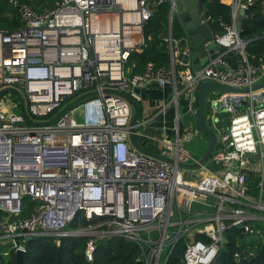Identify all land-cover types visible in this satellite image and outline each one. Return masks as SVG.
Returning a JSON list of instances; mask_svg holds the SVG:
<instances>
[{"label": "built area", "instance_id": "built-area-1", "mask_svg": "<svg viewBox=\"0 0 264 264\" xmlns=\"http://www.w3.org/2000/svg\"><path fill=\"white\" fill-rule=\"evenodd\" d=\"M8 1L20 24L0 27V89L16 87L32 121L50 119L83 92L98 93L49 123H24L16 93L0 94V209L5 212L0 251L24 250L27 234L55 241L82 236L91 260L98 239L121 236L138 246L143 264H166L182 243L185 264H210L230 227L238 231L239 246L264 238L263 86L212 97L210 117L227 113V130L219 128L204 164L186 167L179 157L181 94L194 98L206 79L243 87L264 78V51L250 59L236 23L237 7L252 0H231L232 21L220 19L224 31L214 34L223 48L198 68L175 63L170 19L177 6L169 0L164 39L170 63L148 60L139 72L129 55L146 44L144 24L161 0H54L43 9ZM230 49L238 55L233 66L224 55ZM145 85H169L174 91L173 128L163 126L161 135L136 134L171 160L134 147L132 106L122 95L103 91L115 88L140 101L136 89ZM170 104L164 102L160 110ZM249 172L256 174L253 190ZM25 196L31 205L20 216ZM80 215L94 220L71 225ZM233 256L239 264V248Z\"/></svg>", "mask_w": 264, "mask_h": 264}, {"label": "trees", "instance_id": "trees-1", "mask_svg": "<svg viewBox=\"0 0 264 264\" xmlns=\"http://www.w3.org/2000/svg\"><path fill=\"white\" fill-rule=\"evenodd\" d=\"M21 1H25L37 9L51 7L54 2V0ZM242 2H246V0ZM199 5L213 34H221L224 31L220 19L231 23L232 7L229 3L221 0H199ZM169 7V0L157 2L152 15L145 22L146 44L131 52L128 59L129 62H135L133 66L135 72L141 71L148 60H154L157 64L165 66L169 65L170 56L167 42L164 39L168 27ZM19 24L17 9L8 0H0V27L12 29ZM171 33L173 37L178 38H184L186 35L177 13H174L172 17ZM239 36L246 40L244 49L250 59H256L264 51V0H252L245 6V12L239 23ZM180 65L177 64V66ZM194 103L197 106L196 91ZM138 138L143 139L144 137ZM147 148L155 150L151 144ZM248 182L252 190L255 189L256 174L254 172L248 173ZM28 209V204L23 203V209L19 215H25ZM4 216L5 212L0 209V219ZM77 219L71 225L85 224L94 220L85 219L82 215ZM226 233L227 240L210 264H237L233 256V252L237 248L240 249L239 264H264V238L250 240L239 246L237 229L230 227ZM24 244L21 264H143L139 259L138 246L133 241L121 236L98 239L91 260H88L84 254L85 238L82 236H62L59 241H55L52 236L35 235ZM0 264H19L16 261L13 248H10L7 254L0 251ZM166 264H185L181 260L179 249L170 254Z\"/></svg>", "mask_w": 264, "mask_h": 264}, {"label": "water", "instance_id": "water-1", "mask_svg": "<svg viewBox=\"0 0 264 264\" xmlns=\"http://www.w3.org/2000/svg\"><path fill=\"white\" fill-rule=\"evenodd\" d=\"M186 7L185 11L178 13V16L184 26L185 36L181 38L184 41V46L179 42L173 46L174 55L176 59L182 63H188L192 65L193 68H198L203 65L210 57H214L217 52L221 51L223 48L222 42L215 39V35L212 33L204 14L201 11L199 0H182ZM171 14L172 13V9ZM245 12V8L241 7L237 11L236 23L241 22L242 16ZM172 19H170V26ZM264 86V78L251 86L236 87L217 80L206 79L201 81L196 89L197 95V107H196V121L200 129L208 135V142L202 151V153L193 158L191 161L181 162L182 165L186 167H197L200 164H204L209 157L212 149L217 144L218 134L217 131L209 127L206 122V100L208 95L214 90L223 91H247L253 88H259ZM6 90H12L16 93L19 100L20 113L23 117L24 123H49L58 118L67 109L71 108L73 105L83 101L85 98L90 97L98 93L97 90H90L83 92L67 103H65L53 117L44 121H32L28 114L26 113L24 100L20 91L14 86H5L0 89V94ZM106 92H116L123 97H125L130 105L132 106V113L129 120V140L134 145V147L144 153L157 156L160 158H165L171 160V158L162 155L158 152L148 149L144 146L146 142V137L139 139L137 137V132L145 133L144 124H146V116L142 115V104L135 97L125 92H122L115 88H103ZM227 130V127H224ZM240 235H242L243 227H238ZM32 236L27 234L24 236V241H28ZM185 244L182 243L180 248V256L183 258ZM24 253L23 249H16V261L21 264L22 255Z\"/></svg>", "mask_w": 264, "mask_h": 264}, {"label": "rangeland", "instance_id": "rangeland-1", "mask_svg": "<svg viewBox=\"0 0 264 264\" xmlns=\"http://www.w3.org/2000/svg\"><path fill=\"white\" fill-rule=\"evenodd\" d=\"M176 6H177V12L176 13H178V11H179L178 0H176ZM46 7H48V6H46ZM185 9H186L185 6H182V5L180 6V11L183 12V11H185ZM165 35H167V31H166ZM173 42H174V45L179 42L182 46H184V41L181 38L173 37ZM263 89H264V86H263ZM156 90H158L160 93L166 94L164 101H166V100L172 101V105H169L168 108L160 114V117L165 116V114L167 112H169L171 109H172V111H174L175 101H174L173 89H167L165 87H157V86H151L150 85L145 89V92L141 95L140 103L142 104V115H143L144 109L147 108V106H146V100L147 99L146 98L152 96V94ZM222 92H223V90H214L207 97L208 102L206 103V122L209 125V127L215 131H218L219 128L213 123V121L210 117V112H209L210 102H209V100L212 97H214V96H216ZM182 97H183V94H181L178 98V100H179L178 116L180 118L179 125H180V127L182 126V128H184L183 129L184 132L179 134V146L181 149L179 157H180V160L182 162H186V161H191L192 157L193 158L198 157L202 153V151L204 150V148L208 142V135L206 133H204L197 124V121H196V107L197 106L194 103L193 96H189V98L187 99V102L185 104L186 108L190 107V109L192 110L191 112L188 109H187L188 111H184V108H183L184 103L182 102L183 101ZM75 115H76V118L78 120L81 119V115H77V111L75 112ZM168 120H172L173 122H175L174 115L172 118L168 116L167 121ZM173 122H172V124H173ZM224 122H226V121H224ZM157 133L160 134V130ZM148 141L149 140H147L145 143H148ZM145 146L148 147L147 144H145ZM23 202H24V204H28V206L31 205L30 197L25 196L23 198Z\"/></svg>", "mask_w": 264, "mask_h": 264}, {"label": "crops", "instance_id": "crops-1", "mask_svg": "<svg viewBox=\"0 0 264 264\" xmlns=\"http://www.w3.org/2000/svg\"><path fill=\"white\" fill-rule=\"evenodd\" d=\"M221 1H223V2H225V3H229V4H230V2H231V0H221ZM242 1H243V0H242ZM178 2H179V11H178V13H181L182 11H180V6H181V5H182V6H185V5H184V2H183L182 0H178ZM241 7H242V5L240 4V5L237 7V9H239V8H241ZM178 13H177V14H178ZM167 33H168V27H167ZM224 55H225V58L228 60V62H229L230 65L233 66V65L236 64L238 55H237V52H236L235 50L230 49V50H228V51H225ZM175 63H176V65H177V64H179V65L181 64V62L178 61V60L176 59V57H175ZM191 66H192V65H191ZM148 86H150V85L141 86V87H138V88L136 89L137 93H138L139 96H140V100H141V95L145 92V89H146ZM151 86L165 87V88H167V89H171V87H170L169 85H164V86L151 85ZM165 96H166L165 93H160L158 90H156V91L152 94V96L146 98V99H147V100H146V106H147V108L144 109V111H143V116H146V117H147V116H150V118H149V119H150L149 122H146V128H147L146 132H147V133L156 134V135H161V133H162V127H163V126H165V127L168 129V131H170L171 127L173 128V126H174V124H175V122H173L172 120H168V121H167L168 116L171 117V118L173 117V115H174V113H175V107H174V111H172V109H171L169 112H167V113L165 114V116H163V117L161 116V117H160V114L162 113V111L160 110L162 104H163L164 102H165V103L168 102V100L164 101ZM187 99H188V96L185 95V94H183V97H182V100H183V101H182V102L184 103V104H183L184 111H188L187 108H186V106H185V104H186V102H187ZM178 102H179V100H178ZM170 105H172V104H170ZM167 108H168V106L165 108V110H166ZM165 110H164V111H165ZM164 111H163V112H164ZM215 116H216V117L211 118L212 121H213V123H214L218 128H221V127L224 128V127L227 125V123H228V115H227V113H225V112H218V113H216ZM179 120H180V118H179ZM224 121H226V122H224ZM172 122H173V124H172ZM183 129H184V128H182V126L180 127V125H179V134L184 132ZM159 130H160V134L157 133ZM137 137H143V136H142V135H137ZM145 144H147L148 147L150 146V144L153 145V143H151L150 141H148V143H144V146H145ZM145 147H147V146H145ZM154 148H155V150L152 149L153 151H156V150L159 149L158 147H157V148L154 147Z\"/></svg>", "mask_w": 264, "mask_h": 264}, {"label": "flooded vegetation", "instance_id": "flooded-vegetation-1", "mask_svg": "<svg viewBox=\"0 0 264 264\" xmlns=\"http://www.w3.org/2000/svg\"><path fill=\"white\" fill-rule=\"evenodd\" d=\"M147 130V128H146V124H144V131H146Z\"/></svg>", "mask_w": 264, "mask_h": 264}, {"label": "bare ground", "instance_id": "bare-ground-1", "mask_svg": "<svg viewBox=\"0 0 264 264\" xmlns=\"http://www.w3.org/2000/svg\"><path fill=\"white\" fill-rule=\"evenodd\" d=\"M77 114L79 115V112H77Z\"/></svg>", "mask_w": 264, "mask_h": 264}]
</instances>
